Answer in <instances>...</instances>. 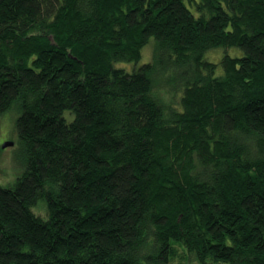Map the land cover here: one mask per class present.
Listing matches in <instances>:
<instances>
[{
  "label": "trees",
  "instance_id": "1",
  "mask_svg": "<svg viewBox=\"0 0 264 264\" xmlns=\"http://www.w3.org/2000/svg\"><path fill=\"white\" fill-rule=\"evenodd\" d=\"M12 105L0 264H264V0H0Z\"/></svg>",
  "mask_w": 264,
  "mask_h": 264
},
{
  "label": "rangeland",
  "instance_id": "2",
  "mask_svg": "<svg viewBox=\"0 0 264 264\" xmlns=\"http://www.w3.org/2000/svg\"><path fill=\"white\" fill-rule=\"evenodd\" d=\"M146 52L147 48L144 47L141 50V59L137 65L151 59L150 53L148 56V52ZM226 53L230 56H234L239 55L242 52L237 48H217L209 51L205 57L212 62H218ZM161 91L163 94L164 91ZM162 94L161 97H163L165 101L171 100L169 93ZM19 113L20 111L17 106L12 105L7 111L0 114V187L11 186L24 168V163L22 161V149L16 133V119L19 116ZM7 141L11 142L12 145L3 148V143ZM35 211L40 214H44V210L40 208ZM174 264L177 263L174 262Z\"/></svg>",
  "mask_w": 264,
  "mask_h": 264
},
{
  "label": "water",
  "instance_id": "3",
  "mask_svg": "<svg viewBox=\"0 0 264 264\" xmlns=\"http://www.w3.org/2000/svg\"><path fill=\"white\" fill-rule=\"evenodd\" d=\"M10 145H12V143L9 142V141H7V142H5V143L2 145V147L5 148V147L10 146Z\"/></svg>",
  "mask_w": 264,
  "mask_h": 264
}]
</instances>
